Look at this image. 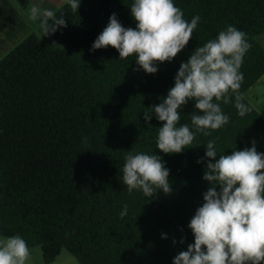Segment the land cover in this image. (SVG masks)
I'll return each mask as SVG.
<instances>
[{
  "label": "trees",
  "instance_id": "trees-1",
  "mask_svg": "<svg viewBox=\"0 0 264 264\" xmlns=\"http://www.w3.org/2000/svg\"><path fill=\"white\" fill-rule=\"evenodd\" d=\"M132 3L81 0L73 11L65 2L54 11L64 15L66 28L46 39L29 33L0 59V239L20 235L29 248H40L46 264L63 249L79 264H172L194 242L187 226L209 187L205 165L196 162L203 144L214 139L218 154H231L255 141L264 153V116L246 97L264 74V48L255 40L264 33V0H175L187 21L198 15L200 22L186 47L158 63L154 75L134 71L135 57L120 59L111 46L90 52L112 13L135 28ZM21 9L0 0L1 33L14 38L28 31L32 21ZM228 25L251 44L240 92L252 111L240 117L233 97L222 104L227 125L211 136L197 134L181 153H162L156 148L162 122L153 115L145 123L144 111L166 97L195 48ZM193 110L189 102L180 123L190 124ZM129 151L160 155L172 192L153 198L129 192L122 171Z\"/></svg>",
  "mask_w": 264,
  "mask_h": 264
},
{
  "label": "clouds",
  "instance_id": "clouds-1",
  "mask_svg": "<svg viewBox=\"0 0 264 264\" xmlns=\"http://www.w3.org/2000/svg\"><path fill=\"white\" fill-rule=\"evenodd\" d=\"M66 3L78 11L81 0ZM130 15L135 28L124 27L112 13L90 52L111 46L120 59L135 57L134 71L153 75L158 63L171 62L186 47L200 22L198 15L187 21L175 0H133ZM30 16L39 22L43 36L67 27L64 15L50 8L32 5ZM250 48L247 34L233 25L195 48L180 64L166 97L144 111L145 123L153 115L162 122L156 148L164 154L181 153L197 134L211 136L229 123L222 104L233 103V97L240 117L252 111L240 92L244 81L240 69ZM189 102L194 107L190 124L180 123L181 111ZM203 145L205 154L196 162L205 165L202 179L209 187L187 226L194 242L175 255L172 264H264V153L257 151L255 141L250 148L234 149L231 154H218L214 139ZM122 171L129 192L140 191L149 198L158 191L172 192L170 169L156 153L129 151ZM127 212L125 204L120 216ZM161 238L167 239V234ZM184 242L183 238L179 241ZM30 255L20 235L0 239V264H27Z\"/></svg>",
  "mask_w": 264,
  "mask_h": 264
},
{
  "label": "rangeland",
  "instance_id": "rangeland-1",
  "mask_svg": "<svg viewBox=\"0 0 264 264\" xmlns=\"http://www.w3.org/2000/svg\"><path fill=\"white\" fill-rule=\"evenodd\" d=\"M12 2L17 5L23 12L26 11L29 15L28 17L31 19L30 16V8L32 5H36L38 7L43 8H50V9H57L62 6L66 0H12ZM32 21L30 28L27 32L20 33L16 37L11 38L8 37L7 34L0 32V59L9 51L11 50L18 42L24 39L29 33H35L42 39L48 38V36H43V33L38 30V21ZM255 40L264 48V33L257 35ZM254 95V97L251 96ZM246 96L250 103L264 116V76L258 79L251 88L246 92ZM3 237L2 239H4ZM30 249V258L27 261V264H46L42 260L40 248L33 247ZM67 250L63 249L61 253L57 256L56 260H54L50 264H63L62 257L70 256ZM78 263L77 261L75 262Z\"/></svg>",
  "mask_w": 264,
  "mask_h": 264
},
{
  "label": "crops",
  "instance_id": "crops-1",
  "mask_svg": "<svg viewBox=\"0 0 264 264\" xmlns=\"http://www.w3.org/2000/svg\"><path fill=\"white\" fill-rule=\"evenodd\" d=\"M262 76H264V74H263ZM262 76H261V77H262ZM261 77H260V78H261ZM260 78H259V79H260ZM250 88H251V87H250ZM250 88H249V89H250ZM251 96L254 97L253 94H251ZM246 97H247V96H246ZM57 258H59V257H57ZM57 258H56V259H57ZM56 259H55V260H56ZM61 260L64 261L63 264H76V263H75V262H76V259H75L72 255H70L69 257H68V256L62 257ZM77 264H79V263H77Z\"/></svg>",
  "mask_w": 264,
  "mask_h": 264
}]
</instances>
